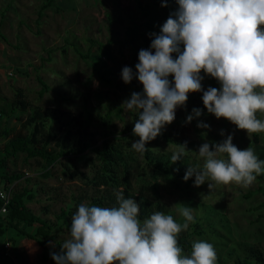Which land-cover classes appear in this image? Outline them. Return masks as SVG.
Listing matches in <instances>:
<instances>
[{
	"label": "rangeland",
	"instance_id": "rangeland-1",
	"mask_svg": "<svg viewBox=\"0 0 264 264\" xmlns=\"http://www.w3.org/2000/svg\"><path fill=\"white\" fill-rule=\"evenodd\" d=\"M46 1L0 0V104L19 98L33 108L51 107L60 111L51 127L44 129V134L51 131L62 135L71 131L79 136L84 129L93 143L100 144L105 137L120 143L121 148L126 149V160L130 165L131 189L126 192L163 202L167 208L165 214L173 215L181 223L179 204L192 207L195 219L187 230L197 223V229L202 228L203 232L200 235L193 232L190 240L212 243L217 264H232L231 254L247 248L257 250L264 259V174L248 188L232 183L209 189L207 182L196 187L195 176L187 181L182 177L177 180L146 166L142 154L131 149L137 139L129 138L126 132L118 134L124 129L130 131L137 114L127 110L123 103L133 92L143 93L142 84L139 87L122 85V69L129 67L133 53L150 48L152 34H159L158 30L170 13L177 10L176 1V6L171 8L169 0H52L43 8ZM165 3L166 6H162ZM40 9L42 16L36 23ZM128 27L135 28L134 33L127 30ZM87 37L112 41L111 58L104 57L111 70L108 75L111 84L104 82L94 71L91 57L83 58L76 52L73 43L85 52ZM90 52L98 53L97 46H92ZM36 75L48 85L41 96V84ZM201 75L204 76L203 90L220 87L216 79L203 71ZM29 112L17 113L8 127L28 132L21 125ZM201 112L196 117L192 109L178 107L175 120L163 129L182 137L187 144L189 151L183 158L188 165L202 167L204 160L198 155L200 146L221 143L228 135H232L233 144L239 149L251 147L258 158L264 160V146H260L264 133L248 135L224 118L217 119L207 111ZM189 115L193 119L186 122ZM257 118L264 120V113L258 112ZM4 121L5 116L1 115L0 127L4 126ZM198 124L209 127H198ZM109 130L113 132L105 136ZM4 142L5 139L0 140V155H4ZM149 148L154 153L171 157L178 145L157 136ZM85 155L90 159L73 155L61 158L45 174L40 158L18 152L6 157L0 174L19 172L23 177L9 184L0 178V188H9L11 193L32 188L35 197L27 203L28 208L51 223L57 221L56 215L61 210H66L71 222L78 206L85 202L89 204L98 189L116 192L126 189L119 183L118 175L107 178L102 174L99 160L91 150ZM69 236L70 228L62 226L52 236L51 243L61 245ZM6 242L8 248H5ZM50 253L37 241L18 236L11 229L0 235V264H50Z\"/></svg>",
	"mask_w": 264,
	"mask_h": 264
},
{
	"label": "clouds",
	"instance_id": "clouds-1",
	"mask_svg": "<svg viewBox=\"0 0 264 264\" xmlns=\"http://www.w3.org/2000/svg\"><path fill=\"white\" fill-rule=\"evenodd\" d=\"M176 3L177 10L170 13L159 34H152L150 48L138 53L135 78L143 85V93L133 92L122 105L138 113L133 134L139 139L131 149L148 151L146 144L175 120L176 109L185 106L194 92H203L204 108L217 119L230 121L248 135L264 133V120L257 118L258 112L264 113V0ZM202 71L220 87L203 90ZM121 75L126 84L134 78L127 66ZM193 113L202 114L198 108ZM192 119L189 115L186 122ZM188 151L186 143L178 145L171 163L182 160ZM198 155L204 160L202 167L188 165L183 178L195 176L196 187L207 182L209 189L232 183L248 188L264 174V160L251 147L239 149L232 135L221 143L202 144ZM116 200L113 207L86 202L78 206L71 217L69 238L59 253H52L55 264H217L210 242H193L189 254L179 246V234L194 222L192 207L179 204L182 223L163 211L141 220L136 200L126 198L122 190Z\"/></svg>",
	"mask_w": 264,
	"mask_h": 264
},
{
	"label": "trees",
	"instance_id": "trees-1",
	"mask_svg": "<svg viewBox=\"0 0 264 264\" xmlns=\"http://www.w3.org/2000/svg\"><path fill=\"white\" fill-rule=\"evenodd\" d=\"M52 0H47L43 4V8L50 5ZM169 5L172 7L176 6L175 1L169 0ZM38 19L42 16V9L38 11ZM130 32L135 31V28L128 27ZM160 32V29L158 30ZM1 35V34H0ZM2 36V35H1ZM4 38V36H3ZM88 47L85 52L81 51L75 43L76 52L83 58L91 57L93 59L94 71L98 76L107 84L112 83V79L108 77L110 69L105 64L104 57L111 58V40L105 42L97 39L87 37ZM96 45L98 53L92 54L90 48ZM50 53V52H49ZM139 63L138 53H133L130 57L129 67L133 71H136V64ZM38 82L41 84L39 95L41 96L47 89V83L39 76L36 75ZM171 80L172 77H169ZM122 85H126L121 79ZM140 82L134 78L127 85L131 87H139ZM203 92L190 93L186 105L183 106L186 109L198 108L201 111H207L204 108L202 101ZM31 110V111H30ZM30 111V112H29ZM29 112L26 119L22 122V127L27 129L28 132H23L21 128L13 130L8 127V124L12 118L17 117V113ZM55 108L47 107L44 109L30 107V104L19 98H14L10 101H6L0 104V116H5L4 126L0 127V140L5 139L3 144L4 155H0V169L4 167V161L8 156H15L18 152H24L27 157H38L44 162L45 174L49 173V167L59 161L61 158H67L73 156H84L89 160L90 158L85 155L87 150H91L95 157L99 160L100 171L107 178L113 177L114 174L119 176V183L126 189L122 190L125 197H131L140 205V219L149 217L155 211L167 212V208L164 203L155 200L142 199L135 195L126 192L127 189H131L130 181V169L129 163L126 160L127 152L126 149L121 148L120 143H113L111 140L103 139L100 144L93 143L82 130L79 136L74 135L71 131H65L62 135H57L51 131L43 133L46 127H51L52 123L57 120L58 113ZM62 114V113H60ZM89 118V117H88ZM134 123L138 119V113L134 117ZM104 122V119H102ZM78 122V121H77ZM132 126L130 131L121 130L118 134L127 133L129 138L139 139L138 136L133 134ZM109 130L105 133L107 136L112 133ZM163 138L166 142L175 145L185 144L182 137L176 135L172 131H165L162 129L161 134L158 135ZM51 138L53 139V145L50 146ZM124 139V137H122ZM151 141L146 144L148 151L141 153L142 158L146 166L151 167L154 171L163 173L177 180L180 177L184 178V175L188 168V163L185 158L175 163H171L170 156L167 154L154 153L150 148ZM264 143V136H263ZM4 172V171H3ZM22 173L12 172L0 174V178L4 179L6 183H11L13 180L22 178ZM121 191V190H120ZM116 191L108 188L98 189V194L95 197L90 198V206H104L109 207L117 206ZM35 197V190L32 188H23L20 191L11 193V198L7 205V211L0 215V235L5 233L8 229L15 231L18 236H24L29 239H33L44 249L49 250L51 253H59L61 245L58 242L51 243V238L54 233L62 226L70 228L71 222L67 218V211L61 210L57 215V221L51 223L49 220L44 219L34 213L28 208L27 203L32 201ZM0 201V207H1ZM201 234L203 229H197V223L192 225L191 230L183 231L178 236V243L184 249L186 254L191 251L193 242L190 240L191 234ZM50 253V254H51ZM232 264H264V259L261 254L251 248L242 249L241 252H234L231 254ZM50 264H55V261L50 256Z\"/></svg>",
	"mask_w": 264,
	"mask_h": 264
},
{
	"label": "built area",
	"instance_id": "built-area-1",
	"mask_svg": "<svg viewBox=\"0 0 264 264\" xmlns=\"http://www.w3.org/2000/svg\"><path fill=\"white\" fill-rule=\"evenodd\" d=\"M170 1H176V0H170ZM0 193L3 195H0V201H1V207H0V215H3L7 211V205L9 203V200L11 198V189L6 188H0ZM9 244L8 242L5 243V248H8Z\"/></svg>",
	"mask_w": 264,
	"mask_h": 264
},
{
	"label": "crops",
	"instance_id": "crops-1",
	"mask_svg": "<svg viewBox=\"0 0 264 264\" xmlns=\"http://www.w3.org/2000/svg\"><path fill=\"white\" fill-rule=\"evenodd\" d=\"M260 146H264V143H262V145H260ZM256 147H258V145H257V146H255L254 148H256Z\"/></svg>",
	"mask_w": 264,
	"mask_h": 264
}]
</instances>
